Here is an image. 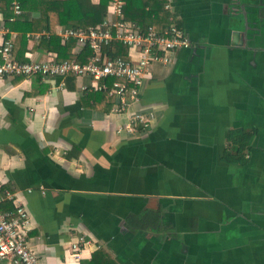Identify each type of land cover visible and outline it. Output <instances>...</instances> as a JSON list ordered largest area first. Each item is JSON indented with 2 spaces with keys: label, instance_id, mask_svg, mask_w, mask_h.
<instances>
[{
  "label": "crops",
  "instance_id": "crops-1",
  "mask_svg": "<svg viewBox=\"0 0 264 264\" xmlns=\"http://www.w3.org/2000/svg\"><path fill=\"white\" fill-rule=\"evenodd\" d=\"M168 1L170 11L149 0L151 18L173 16L190 44L146 76L130 107L153 112L145 130L118 132L127 113L112 112L116 98L88 76L67 75L63 87L0 77V193L24 203L26 240L44 264H90L96 252L110 264H264V0ZM138 9L125 2L124 18L142 24ZM28 15L40 13L17 18ZM0 29L17 35L2 11ZM40 36L50 32L26 33L23 57L57 58L33 48ZM101 92L108 110L92 95ZM244 135L237 152L231 137Z\"/></svg>",
  "mask_w": 264,
  "mask_h": 264
},
{
  "label": "built area",
  "instance_id": "built-area-1",
  "mask_svg": "<svg viewBox=\"0 0 264 264\" xmlns=\"http://www.w3.org/2000/svg\"><path fill=\"white\" fill-rule=\"evenodd\" d=\"M125 0H109L105 19L87 28H60L58 35L64 42L74 38L76 52L68 59L58 60L54 53L44 59L28 58L18 61L13 55L12 40L5 36L6 29H0V77L38 74L42 79L59 78V87L67 75L88 76L92 80L91 89L104 90L116 98L111 111L127 113L128 120L117 129L118 132H134L138 126L143 130L150 126L154 114L150 110H130L137 103L140 88L153 64H169L178 48L187 47L189 38L184 29L177 26L173 16L164 30L157 31L152 26L124 18ZM12 18L22 13L18 0L11 3ZM164 9L171 10L168 0ZM117 42L128 48V58L111 54L110 44ZM84 61L77 60V54L85 48ZM84 88V87H83ZM6 199L13 205L12 210L0 209V264H44L26 240L31 217L24 203L16 194L0 193V205ZM85 244L82 236L71 239L69 247L78 255Z\"/></svg>",
  "mask_w": 264,
  "mask_h": 264
},
{
  "label": "trees",
  "instance_id": "trees-1",
  "mask_svg": "<svg viewBox=\"0 0 264 264\" xmlns=\"http://www.w3.org/2000/svg\"><path fill=\"white\" fill-rule=\"evenodd\" d=\"M12 1L13 0H0V11L3 13L5 24L11 29L17 31V35L15 37L9 36L12 40L13 55L14 57L16 56L15 58L18 61L27 60V58L23 57L22 46L26 41V33L39 31L42 28L48 30L50 32V36L48 38L45 36L38 37L35 40L33 48L55 51L57 53L58 60L66 59L72 50L75 40L74 38H68L61 43L60 37L55 34L56 25L59 24L62 25L63 28L74 29H84L94 26L101 22L104 18L108 11L109 2V0H98L97 2H92V0H18L23 10H26L28 13L36 10L40 13V16L38 18H33L28 15L25 19L17 18L16 20L11 21L10 17L12 16V13L10 6ZM125 2L129 8L134 5L139 6L138 11L141 13L140 21L144 26L150 25V23L154 25L157 23L156 21H166V23H170V21L167 20V17L161 12L158 14L159 17L155 20L151 18V15L157 11H155V8L149 0H125ZM146 7H148V10L145 12ZM88 53L89 48L85 47L84 54ZM112 55H119L123 58H128L127 47L117 42L112 43ZM77 60L82 61L84 58ZM38 76L39 75L34 74V78ZM70 76L73 75L70 74ZM92 95L97 101L104 100V106L99 108L108 110L111 107L113 102L112 98L108 97L105 93H93ZM250 139L251 136L249 135H244L243 137H231L237 152L246 147L249 144ZM0 209L12 210L13 205L12 208L8 207L4 209L2 208V205H0ZM90 264L110 263L109 260L103 256L102 252H96L92 255Z\"/></svg>",
  "mask_w": 264,
  "mask_h": 264
}]
</instances>
